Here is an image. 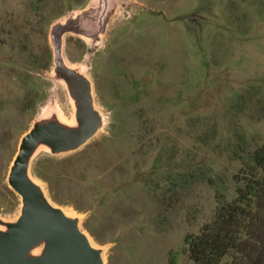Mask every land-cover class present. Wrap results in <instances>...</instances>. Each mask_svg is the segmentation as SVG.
Here are the masks:
<instances>
[{
	"label": "rangeland",
	"instance_id": "1",
	"mask_svg": "<svg viewBox=\"0 0 264 264\" xmlns=\"http://www.w3.org/2000/svg\"><path fill=\"white\" fill-rule=\"evenodd\" d=\"M96 0H0V216L21 200L7 176L22 136L55 105L51 26ZM64 54L94 84L102 129L80 149H42L32 170L81 217L106 264H192L185 237L237 197L234 175L264 143V0H121L95 47Z\"/></svg>",
	"mask_w": 264,
	"mask_h": 264
},
{
	"label": "water",
	"instance_id": "2",
	"mask_svg": "<svg viewBox=\"0 0 264 264\" xmlns=\"http://www.w3.org/2000/svg\"><path fill=\"white\" fill-rule=\"evenodd\" d=\"M120 4L121 0H96L51 26L52 78L65 85L73 113L67 117L55 105L49 106L21 138L7 176L21 206L15 218L0 216V264H106L105 248L93 243L79 215L51 199L32 164L42 149L54 155L80 149L104 126L91 77L84 66L65 57V35L85 37L95 47Z\"/></svg>",
	"mask_w": 264,
	"mask_h": 264
},
{
	"label": "trees",
	"instance_id": "3",
	"mask_svg": "<svg viewBox=\"0 0 264 264\" xmlns=\"http://www.w3.org/2000/svg\"><path fill=\"white\" fill-rule=\"evenodd\" d=\"M237 197L221 202L198 233L185 237L192 264H264V143L234 175Z\"/></svg>",
	"mask_w": 264,
	"mask_h": 264
},
{
	"label": "bare ground",
	"instance_id": "4",
	"mask_svg": "<svg viewBox=\"0 0 264 264\" xmlns=\"http://www.w3.org/2000/svg\"><path fill=\"white\" fill-rule=\"evenodd\" d=\"M91 240L93 241V239L91 238ZM93 243H95L94 241H93Z\"/></svg>",
	"mask_w": 264,
	"mask_h": 264
}]
</instances>
